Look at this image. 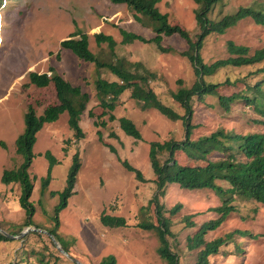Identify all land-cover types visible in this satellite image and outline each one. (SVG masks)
Masks as SVG:
<instances>
[{
    "label": "rangeland",
    "instance_id": "obj_1",
    "mask_svg": "<svg viewBox=\"0 0 264 264\" xmlns=\"http://www.w3.org/2000/svg\"><path fill=\"white\" fill-rule=\"evenodd\" d=\"M258 3L264 6V0H223L215 5L209 16L218 20L241 7H256ZM157 5L168 14L170 23L180 25L197 39L202 30L197 14L204 8L200 0H160ZM143 20V24L136 20L127 4L112 0H0V223L5 228L0 227L1 232L13 234L11 232L26 219L19 200L20 184L1 181L4 169L15 168L23 160L16 151L15 141L25 129L26 113L33 109L40 115L47 108L60 104L52 73L61 74L88 94L87 107L80 120L84 137H75L68 112H62L57 120L45 123L38 131L35 156L29 168L34 177L31 200L36 208L32 220L41 226L40 229L46 228L50 233L52 230L68 253L60 250L49 233L37 230L50 237L27 233L11 237L12 240H1L0 264H79L72 257L83 264H98L110 254L116 256L117 264H167L158 251L157 232L140 226L146 219L156 221V202H151L155 195L164 205V215L171 219L174 235L169 239L173 250L180 255V264H195L196 253L188 248L187 237L195 234L205 221L218 216L212 207L220 205L222 199L212 189L191 190L176 183L168 184L161 192L155 182L149 154L152 141L184 139V121L172 120L156 108H143L142 102L132 96V89L121 95L111 111L98 97L96 80L104 77L113 81L119 77L80 58L61 44L64 39L87 33L91 50L107 61L111 60V48L107 42L98 44L95 34L112 35L117 42L115 61L120 58L140 61L136 71L143 74L145 70L151 71L155 77L149 83L160 99L184 114L173 92L180 87H191L197 78L193 63L183 54L189 47L188 41L175 32L164 35L159 45L151 40L157 34V23L149 17ZM121 28L141 34L147 40L135 39L123 44ZM229 41L247 45L253 53L264 45V24H257L254 18L248 17L223 34L207 36L200 50L204 60L212 63L229 57ZM130 67L136 69V66ZM31 72L47 73L48 83L36 84L30 78ZM205 79L222 83L230 79L233 83L219 86L216 95L193 97L195 128L192 139L219 128L242 134L264 132V112L253 103L240 97L230 102L226 109L219 101L221 95L233 93L254 96L259 91L257 83L264 93V61L240 67L225 66ZM249 85L252 86L249 88ZM125 116L140 129L142 139L120 127V118ZM47 150L56 156L58 163L52 168L49 184L43 191L42 177L47 176L49 168ZM76 152L81 157L76 192L61 211L57 228L52 217L60 197L53 191L66 186ZM219 154L211 156L215 158ZM165 156L161 154V159ZM239 157L245 158L243 154ZM176 158L184 163L186 155L177 151ZM124 160L139 168L146 181H140L134 171L127 169ZM190 163L195 161L190 159ZM219 183L229 186L226 181ZM178 203H182V207L171 213L170 209ZM234 204L236 211L205 236L210 241L234 232L229 245L221 246L210 261L212 264H264V203L236 196ZM146 206L149 207L147 211L144 210ZM104 212L126 217L127 226L104 225L101 221ZM186 216L194 226L189 225ZM234 241L240 245V250L236 249Z\"/></svg>",
    "mask_w": 264,
    "mask_h": 264
},
{
    "label": "trees",
    "instance_id": "obj_2",
    "mask_svg": "<svg viewBox=\"0 0 264 264\" xmlns=\"http://www.w3.org/2000/svg\"><path fill=\"white\" fill-rule=\"evenodd\" d=\"M117 4H127L134 13L136 20L142 24L144 18L149 17L157 23L155 26L157 31L156 36L151 39L159 45L162 42L164 35H172L175 32L182 35L189 44L186 51L187 55L193 63L197 78L191 87H180L173 92V98L181 104L185 113L181 114L171 105L163 102L149 81L155 77L151 71L145 70L144 74L136 71L139 62H131L125 59H117L115 46L116 40L112 35H107L103 32L95 34L98 44L107 42L111 48V60L103 61L90 48L89 35L87 33L80 34L78 37H70L64 39L61 44L63 47L73 50L80 58L94 62L98 68L110 70L119 77V80L109 81L104 77L96 80L98 97L101 103L113 111L116 107V101L127 90L132 89V96L142 102L143 108H156L162 114L172 120L182 119L185 125V138L182 140L169 139L164 142L152 141L150 147V161L155 172V182L158 189L163 192V189L170 183H176L182 188L196 189H212L221 199L222 203L212 207L218 216L211 218L203 223V225L193 235L187 237V246L190 250L195 251V264H212L210 257L219 253L221 246H228L234 232L228 233L226 236H220L208 241L205 236L208 231L214 230L223 223V221L233 212L236 211L234 204L235 197L244 199H255L264 203V132L253 133H236L232 130L219 128L208 135H202L197 139H192V133L195 125L192 123L193 104L192 100L195 95L200 97L206 94H217L219 86L231 84L233 82L227 79L225 82H207L205 76L212 75L219 68L233 66H247L264 61V45L250 53V48L247 45L237 44L234 41L228 42L230 56L223 59H218L212 63H207L202 54L201 48L204 45V39L213 34H223L228 28L236 25L239 21L246 18H254L257 24H264V6H245L241 7L233 14L224 15L221 19H212L209 14L215 5L223 0H200L203 3V10L197 14V19L202 30L198 33L197 39H193L191 33L182 28L178 24H172L169 21L167 13L162 12L158 7L160 0H112ZM151 20V21H152ZM123 34L122 43L139 39L146 41L147 39L141 34L128 31L121 28ZM77 35V34H76ZM163 50H168L166 47H161ZM128 62V63H127ZM143 64V63H142ZM130 66H136L132 70ZM148 73V74H146ZM53 74L55 87L57 89L60 104L47 108L42 114L38 115L33 109H29L25 115V129L16 138V151L22 157V162L19 166L12 169H4L1 181L5 184L19 183L21 186L20 205L26 212V219L21 226L12 231L13 234H20L21 231L28 226L36 225L32 217L36 211L35 205L31 200L34 189V177L29 170L32 160L35 156L34 145L37 140V133L45 123L57 120L62 112L67 111L69 114V125L75 132V137L80 139L85 133L80 124L81 113L87 107L88 94L84 93L79 86L73 85L61 74ZM30 78L38 85H46L48 83L47 73L39 74L31 72ZM256 85V84H255ZM254 85V86H255ZM252 85H249V88ZM261 86L256 85L258 92L254 96H245L244 93H233L228 96L221 95L219 101L226 109H229L230 102L241 98H245L249 103H253L255 108H259L264 112V93H261ZM94 115V113L92 114ZM113 118L114 115H111ZM96 125H100L96 122ZM120 127L128 134L135 138L142 139L140 129L129 117L120 118ZM6 146L4 142L1 143ZM177 151H182L186 155L185 162H180L176 158ZM165 153V159H161V154ZM212 153H220L213 158ZM243 154L245 158H240ZM45 156L49 160L48 174L42 177L43 191L49 184L52 168L58 160L50 151L45 152ZM190 159L195 163H190ZM125 167L134 171L140 181L144 179L142 171L129 163L123 161ZM81 168V157L79 152L73 156V162L70 166L67 176L66 186L62 190L53 191V194H59L60 200L54 206L53 221L55 226H60V213L67 207L69 198L76 192L75 185L77 175ZM226 181L229 186L224 187L219 181ZM151 202H156V221L149 219L140 223V226L145 229L155 230L159 236L160 245L159 253L167 264H180V255L172 248L169 236H173L171 230V219L164 215V205L159 203L158 195H155ZM182 207V203L176 204L170 209L171 213H176ZM149 207H144L148 210ZM186 221L190 226L194 223L186 216ZM101 221L109 227L127 226V219L124 216L112 215L104 212L101 215ZM0 227L4 226L0 223ZM5 229V228H4ZM47 231V229L45 228ZM55 236L56 234L50 230ZM31 230L28 235L38 234L46 235L45 232ZM238 232V231H236ZM245 234L244 231L239 230ZM50 237V236H49ZM57 237V236H56ZM10 236L0 231L1 240H12ZM59 239V238H58ZM25 241V238L22 239ZM235 243V241H234ZM236 249L240 250V245L235 243ZM64 247V245H63ZM65 248V247H64ZM68 250L67 248H65ZM198 250V251H196ZM98 264H117L116 256L110 254L104 257Z\"/></svg>",
    "mask_w": 264,
    "mask_h": 264
},
{
    "label": "water",
    "instance_id": "obj_3",
    "mask_svg": "<svg viewBox=\"0 0 264 264\" xmlns=\"http://www.w3.org/2000/svg\"><path fill=\"white\" fill-rule=\"evenodd\" d=\"M31 230H40V231H45L47 233H49V235L53 238L54 242L56 243V245L60 248V250L64 253H68L63 247L62 245L60 244L59 241L56 240V238L54 237V235L44 229H40V228H37V227H31V226H28L27 229L25 230H22L21 233L19 235H13V234H10V233H5L6 235L10 236V237H18V236H23L25 234H27L28 232H30ZM72 259L76 262V263H79V264H83L80 260L76 259V258H73Z\"/></svg>",
    "mask_w": 264,
    "mask_h": 264
}]
</instances>
